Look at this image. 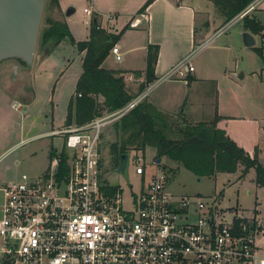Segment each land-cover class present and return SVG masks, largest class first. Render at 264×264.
Returning a JSON list of instances; mask_svg holds the SVG:
<instances>
[{
	"label": "built area",
	"instance_id": "built-area-1",
	"mask_svg": "<svg viewBox=\"0 0 264 264\" xmlns=\"http://www.w3.org/2000/svg\"><path fill=\"white\" fill-rule=\"evenodd\" d=\"M251 6L242 19L255 10ZM143 23H148L145 14L129 26ZM111 53L122 61L117 45ZM192 59L185 57L161 81L188 83L195 71ZM152 88L149 84L114 114L44 135L63 139L45 175L0 184L1 264H264L258 223L222 218L201 198H175L164 175L147 176L142 154L135 155L139 190L125 196L101 178L104 130L147 100ZM10 153H0V166Z\"/></svg>",
	"mask_w": 264,
	"mask_h": 264
},
{
	"label": "rangeland",
	"instance_id": "rangeland-1",
	"mask_svg": "<svg viewBox=\"0 0 264 264\" xmlns=\"http://www.w3.org/2000/svg\"><path fill=\"white\" fill-rule=\"evenodd\" d=\"M62 1L76 8V14L70 18V27L73 34L82 40L90 37L91 22L95 17L98 18L102 29L108 30L109 22L117 26V29H121L135 19L132 16L136 15L141 8V0ZM175 1L182 3L185 0ZM211 4H208L209 14L199 15L197 24L201 29L203 24L212 23L207 37L211 41L202 50L197 49L192 59V64L196 69L195 75L202 81L189 87L184 82L171 80L152 92L145 103L160 101L168 111H161L166 116L168 124L175 125L178 122L182 128H186L188 124L194 125V122L210 121L216 112L220 115L227 113L238 117H252L258 122H263L264 126V61L253 49L244 46L241 37L242 17L239 16L225 24L222 16ZM93 6L95 7L94 14L87 16L84 10L91 9ZM64 13L61 7L59 11L51 0H46L32 67L22 65L27 74L24 80H14L9 76L2 83L0 153L7 151L11 153L0 166V184L13 182L23 175L33 179L42 177L49 167L51 149H60L62 146L61 137L42 135L66 127L65 105L73 93L75 94L72 99L76 95V80L83 73V68L78 59V51L69 43H63L52 53V43L43 47L41 41L47 21H62L65 19ZM257 16L259 17L260 14L258 13ZM117 17H119V24L116 22ZM261 20L264 22V18ZM143 28L144 26H141L137 31H143ZM261 46L262 40L257 37L256 47ZM67 59L74 61L68 68ZM42 62H47V65L41 66ZM114 65L117 69L124 67L123 62H117L115 59ZM241 73L245 75L243 80L237 78ZM130 82L127 76L125 83ZM141 87L142 85L139 86V91ZM24 92L28 94L20 100ZM132 94L135 95L133 92ZM184 95L187 99L181 104L177 103L178 99ZM27 103L30 105L25 106ZM16 104H19L21 108L15 109ZM120 109L108 112V114H114ZM123 118L114 121L104 130L101 142L103 165L101 178L110 182L112 186L122 188L125 196H128L131 190L137 191L140 188V177L136 175L135 155L141 153L134 150L129 151L130 160L126 175L118 172V169L109 164L110 146L119 141L117 129ZM233 120L229 119L230 122L232 121L230 132L241 147L248 145L258 136L255 125L253 127L248 123H236L240 121L234 122ZM261 148L259 156L264 166V142ZM144 159L143 164L146 165L147 176L164 175L167 189L175 198L186 197L191 200L201 198L214 204V209L220 217L229 221L235 218L252 220L258 223L260 230L264 232V188L256 186L255 170H251L243 180H240L243 167H240L234 175L219 174L214 178H197L182 166L168 159L164 158L160 164H156V151L153 148L146 150ZM258 244L263 245L261 240Z\"/></svg>",
	"mask_w": 264,
	"mask_h": 264
},
{
	"label": "trees",
	"instance_id": "trees-1",
	"mask_svg": "<svg viewBox=\"0 0 264 264\" xmlns=\"http://www.w3.org/2000/svg\"><path fill=\"white\" fill-rule=\"evenodd\" d=\"M154 1L148 0L138 14H144ZM208 1L222 16L224 23L228 24L243 15L254 0ZM51 2L60 9L58 0ZM129 28L127 25L118 34H113L107 29H102L98 18L95 17L91 22L89 40L77 42L66 22L47 21L42 33L43 47L52 43L51 52L54 53L67 42L76 48L78 54H85L82 62L83 73L76 86V95L68 106L66 127L87 125L108 112L123 108L136 98L127 90L122 72L104 68L112 49ZM243 30L261 38L262 46L252 49L264 61V22L251 12L243 18ZM159 50L158 46L148 47L146 69L148 85L157 80L155 69ZM134 74L141 75L140 72ZM145 88L146 85H142L141 93ZM145 102L125 116L118 125L119 141L110 146L109 152V164L115 169L120 167L121 157L130 150L145 156L146 150L153 148L156 151V161L160 160L161 163L164 158L173 161L197 178H214L219 174L234 175L243 167L240 176V180H243L251 170H255V184L258 188H264V166L260 162L259 147L255 148L252 156L248 154L225 130L218 127L222 117L216 114L208 122L188 124L186 128H182L178 122L169 125L166 116L160 110ZM54 156L56 150L51 149L49 157ZM61 156L63 168L66 154L62 153Z\"/></svg>",
	"mask_w": 264,
	"mask_h": 264
},
{
	"label": "crops",
	"instance_id": "crops-1",
	"mask_svg": "<svg viewBox=\"0 0 264 264\" xmlns=\"http://www.w3.org/2000/svg\"><path fill=\"white\" fill-rule=\"evenodd\" d=\"M147 1L148 0H141V8L144 6V4ZM59 3L62 11L65 12L64 13L65 19L62 20V22H66L68 24L72 35L76 40H78L77 42L88 41L89 38H87L86 40H82L77 36H75L71 30L70 18H72L74 15L67 17L66 12L69 8L71 7L75 8V7L66 5L62 0H59ZM208 4H210L208 0H196V1L185 0L182 3H177L175 0H155L144 13L148 18L147 24L143 23L142 25H140V27L144 26L143 28L144 30L137 31L140 27L136 29L131 28L125 32V34L122 36L120 41L116 44L119 47L120 52L123 56L121 62H123L124 67H122L121 69H117V67H115L116 65H114V59L116 61V58L111 53L109 58L104 63V68H106L107 70L122 72V77L124 78L125 82L127 81V76H128L131 82L129 84L126 83L127 90L129 91V93L132 94L133 92L135 93V96H137L138 94L141 93V91H139L138 89L140 85H146V87L148 86L146 82L148 47L158 46L160 50L158 55V62L155 69V75L157 80L151 84L153 85L151 93L154 92L157 88H160L161 86L165 85L166 83H169L170 81H161V78L172 67H174L176 64L181 62L185 57L189 55L194 56L197 53V49L199 50L204 43L211 41L208 40L207 37L211 31L212 23L209 22L203 24V28L201 29L198 28L197 25L199 15L204 13L209 14ZM252 5L255 7L254 13L256 15L258 13L260 14L259 16L260 20L264 18V0H254ZM140 15L141 14L137 13L136 15L132 16V18H136ZM116 22H118L119 24V17L116 18ZM108 26L110 27L108 28V30L111 31L113 34H118L124 29V28L117 29V26L111 25L110 22ZM242 32L245 31L241 29V33ZM254 38L256 40V46H257V36H254ZM123 51L124 53H122ZM54 55L53 57L56 58ZM84 57H85L84 53L78 54V59L80 60L81 64H83L82 62ZM73 62L74 61H72L71 59H67V63H66L67 68L71 66ZM22 65L23 64L17 60H8L0 65V92L3 91L2 83H4L6 77L11 76V78H13L14 80L25 79V76L27 74H25L23 68L24 65L23 66ZM42 65H47V62H42L41 66ZM135 72H140L141 75L136 76L134 74ZM195 73H196V69L194 73H192L189 76L188 83H186L185 85L192 87L193 84L195 86L202 81L201 79L197 78ZM81 75L77 77L75 88L77 86L78 80L81 77ZM26 94H28V92L22 93L20 100H23V97ZM74 94L75 93H73V95ZM186 95L180 97L177 103L181 104V102L186 100L188 97V95L187 97ZM72 96L66 102L65 105L66 111H68V106L70 104ZM149 96L147 99H149ZM150 103L160 111L163 112L167 111L161 105V102L158 100L151 101ZM29 105H30L29 103L25 104V106H29ZM216 114L222 117V120L218 124V127L222 130H225L229 134L230 138L234 140L240 147L241 145L238 143V141H236V139H234V137H232V134L230 132V126L232 125V121L230 122L229 119L230 120L234 119L233 120L234 122L240 121L236 123H248L253 127L255 125L256 133L258 136L255 137L252 141H250L248 145L242 146V148L246 149V152L252 156L254 154L255 148L258 146L261 154V149H262L261 145L264 142V126L262 124L263 122H258L256 119L246 116L238 117L234 115H229L227 113H221L220 115L219 112H216L213 118L216 116ZM201 122H206V121H201ZM201 122H194V124Z\"/></svg>",
	"mask_w": 264,
	"mask_h": 264
},
{
	"label": "water",
	"instance_id": "water-1",
	"mask_svg": "<svg viewBox=\"0 0 264 264\" xmlns=\"http://www.w3.org/2000/svg\"><path fill=\"white\" fill-rule=\"evenodd\" d=\"M46 0H0V65L8 60H17L32 67L37 51L43 12ZM76 13L75 8L67 10L66 16ZM241 37L246 48H255L256 40L249 32ZM244 73L237 76L244 79ZM129 154L121 157L118 172L126 175ZM160 164V160L156 161Z\"/></svg>",
	"mask_w": 264,
	"mask_h": 264
}]
</instances>
